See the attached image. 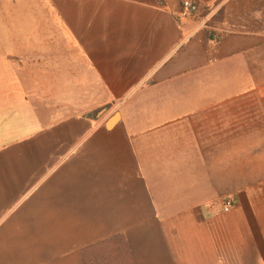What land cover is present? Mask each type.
Returning <instances> with one entry per match:
<instances>
[{"label":"crops","instance_id":"0c3cea01","mask_svg":"<svg viewBox=\"0 0 264 264\" xmlns=\"http://www.w3.org/2000/svg\"><path fill=\"white\" fill-rule=\"evenodd\" d=\"M218 1L0 0V264H264V32Z\"/></svg>","mask_w":264,"mask_h":264},{"label":"rangeland","instance_id":"374dc122","mask_svg":"<svg viewBox=\"0 0 264 264\" xmlns=\"http://www.w3.org/2000/svg\"><path fill=\"white\" fill-rule=\"evenodd\" d=\"M214 10L215 12L210 18V22L214 25L215 23L230 25L229 22L233 21L237 22L238 26L234 27L237 30L254 29L264 32V0H219ZM228 27L233 29L231 26ZM253 71H257V74H253L251 81L254 86L257 83L256 90L243 92L241 98L258 101L257 106L252 110L257 109L260 121H262L264 120V44L260 46L257 63L253 58ZM260 126H262L261 122ZM255 157H259V160L254 163L257 169L244 172V176L248 175L251 177L247 178L248 181L260 184L258 197L264 198V155ZM244 159L249 160L250 156H246Z\"/></svg>","mask_w":264,"mask_h":264},{"label":"built area","instance_id":"2783aa9c","mask_svg":"<svg viewBox=\"0 0 264 264\" xmlns=\"http://www.w3.org/2000/svg\"><path fill=\"white\" fill-rule=\"evenodd\" d=\"M183 10L187 15H196L200 12V3L198 0H182ZM233 200L229 197L225 198L222 201V209L224 212L231 210L233 206Z\"/></svg>","mask_w":264,"mask_h":264},{"label":"water","instance_id":"95a60500","mask_svg":"<svg viewBox=\"0 0 264 264\" xmlns=\"http://www.w3.org/2000/svg\"><path fill=\"white\" fill-rule=\"evenodd\" d=\"M105 109H106V108H102V109H100V110L98 111V113L102 112V111L105 110ZM117 117H118V114H116L115 118H117ZM115 118H114V119H111V120L109 121L108 126H112V125L114 124V122H115Z\"/></svg>","mask_w":264,"mask_h":264}]
</instances>
